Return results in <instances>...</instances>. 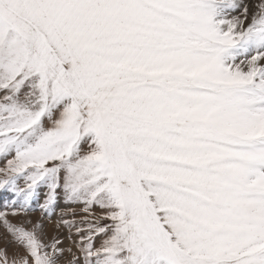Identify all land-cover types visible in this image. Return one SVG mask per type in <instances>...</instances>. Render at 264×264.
<instances>
[{
	"label": "snow or ice",
	"instance_id": "obj_1",
	"mask_svg": "<svg viewBox=\"0 0 264 264\" xmlns=\"http://www.w3.org/2000/svg\"><path fill=\"white\" fill-rule=\"evenodd\" d=\"M0 163V264H264V0H0Z\"/></svg>",
	"mask_w": 264,
	"mask_h": 264
},
{
	"label": "rangeland",
	"instance_id": "obj_2",
	"mask_svg": "<svg viewBox=\"0 0 264 264\" xmlns=\"http://www.w3.org/2000/svg\"><path fill=\"white\" fill-rule=\"evenodd\" d=\"M0 166H2V163H0ZM23 182H21L22 184ZM47 190L46 189H40V198H41V202L43 201V198H44V194ZM11 194L10 193H3V192H0V197L4 198V199H7V197H9ZM63 202L61 201V207H63ZM41 215V213L39 211L35 212L32 214V219L33 220H36L37 218H39ZM58 218V216H54L53 219L51 221H46L45 222V228H46V231H48L49 234H51L54 229H55V221L56 219ZM16 222H19V218H17ZM3 229L0 228V234H3ZM64 235L66 236L67 233L65 232ZM64 244L65 246H69V241L67 239H65L64 241ZM3 246V241H0V247Z\"/></svg>",
	"mask_w": 264,
	"mask_h": 264
}]
</instances>
